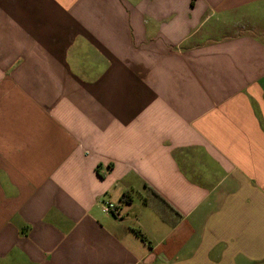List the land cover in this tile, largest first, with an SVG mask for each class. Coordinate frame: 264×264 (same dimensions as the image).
<instances>
[{
	"label": "crops",
	"instance_id": "1",
	"mask_svg": "<svg viewBox=\"0 0 264 264\" xmlns=\"http://www.w3.org/2000/svg\"><path fill=\"white\" fill-rule=\"evenodd\" d=\"M262 37L264 0H0V264H264Z\"/></svg>",
	"mask_w": 264,
	"mask_h": 264
},
{
	"label": "built area",
	"instance_id": "2",
	"mask_svg": "<svg viewBox=\"0 0 264 264\" xmlns=\"http://www.w3.org/2000/svg\"><path fill=\"white\" fill-rule=\"evenodd\" d=\"M101 212L105 215H111L117 219H120V210L119 208L111 202H105L101 205Z\"/></svg>",
	"mask_w": 264,
	"mask_h": 264
},
{
	"label": "trees",
	"instance_id": "3",
	"mask_svg": "<svg viewBox=\"0 0 264 264\" xmlns=\"http://www.w3.org/2000/svg\"><path fill=\"white\" fill-rule=\"evenodd\" d=\"M125 199V200H124ZM124 200V201H128L126 197H122L121 201Z\"/></svg>",
	"mask_w": 264,
	"mask_h": 264
},
{
	"label": "rangeland",
	"instance_id": "4",
	"mask_svg": "<svg viewBox=\"0 0 264 264\" xmlns=\"http://www.w3.org/2000/svg\"><path fill=\"white\" fill-rule=\"evenodd\" d=\"M257 33H259V32H257ZM262 39L264 40V37H262Z\"/></svg>",
	"mask_w": 264,
	"mask_h": 264
}]
</instances>
